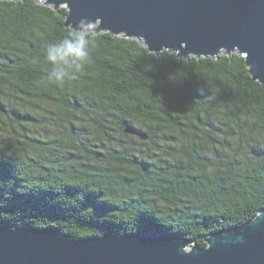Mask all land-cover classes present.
<instances>
[{
  "label": "trees",
  "instance_id": "16d2710c",
  "mask_svg": "<svg viewBox=\"0 0 264 264\" xmlns=\"http://www.w3.org/2000/svg\"><path fill=\"white\" fill-rule=\"evenodd\" d=\"M66 14L0 0V224L72 238L166 230L205 247L264 208V85L242 54L180 58L95 29L91 63L54 82L44 54L75 30ZM244 144L256 166H243Z\"/></svg>",
  "mask_w": 264,
  "mask_h": 264
},
{
  "label": "water",
  "instance_id": "95a60500",
  "mask_svg": "<svg viewBox=\"0 0 264 264\" xmlns=\"http://www.w3.org/2000/svg\"><path fill=\"white\" fill-rule=\"evenodd\" d=\"M67 8L74 29L135 38L180 58L237 51L264 85V0H36ZM123 131L146 138L131 125ZM205 247L166 230L72 238L55 227L0 224V264H264V208L245 223L211 232Z\"/></svg>",
  "mask_w": 264,
  "mask_h": 264
},
{
  "label": "clouds",
  "instance_id": "9594fccd",
  "mask_svg": "<svg viewBox=\"0 0 264 264\" xmlns=\"http://www.w3.org/2000/svg\"><path fill=\"white\" fill-rule=\"evenodd\" d=\"M95 29L92 21L81 20L75 30L47 46L44 61L49 80H73L91 63Z\"/></svg>",
  "mask_w": 264,
  "mask_h": 264
},
{
  "label": "rangeland",
  "instance_id": "374dc122",
  "mask_svg": "<svg viewBox=\"0 0 264 264\" xmlns=\"http://www.w3.org/2000/svg\"><path fill=\"white\" fill-rule=\"evenodd\" d=\"M114 139L110 138V143H114ZM130 147H133L135 149V151L143 156H150L152 155V144L151 143H142L139 142L136 139L133 140H128L126 142V145H129ZM246 146V144H244ZM205 155H207L208 157L212 156V151L207 150L205 152H203ZM221 154L223 155V157L225 156V153L223 152V150L221 151ZM241 157L243 159V166L245 167H252V166H256V158L254 157V153L251 150L250 146H246L245 150L243 153H241Z\"/></svg>",
  "mask_w": 264,
  "mask_h": 264
}]
</instances>
